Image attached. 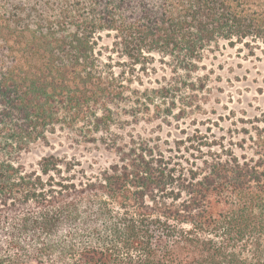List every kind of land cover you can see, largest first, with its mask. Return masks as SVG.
I'll use <instances>...</instances> for the list:
<instances>
[{
	"label": "trees",
	"instance_id": "16d2710c",
	"mask_svg": "<svg viewBox=\"0 0 264 264\" xmlns=\"http://www.w3.org/2000/svg\"><path fill=\"white\" fill-rule=\"evenodd\" d=\"M55 8L0 0V264H264V129L251 155L209 153L183 165L117 141L105 144L118 160L90 174L54 155L34 171L18 162L59 132L104 144L122 115L141 113L123 111L127 104L172 116L170 89L131 91L125 75L158 55L184 74L188 91L200 90L193 75L209 48L264 43V0H60ZM102 32L114 34L111 52L128 72L101 59Z\"/></svg>",
	"mask_w": 264,
	"mask_h": 264
},
{
	"label": "rangeland",
	"instance_id": "374dc122",
	"mask_svg": "<svg viewBox=\"0 0 264 264\" xmlns=\"http://www.w3.org/2000/svg\"><path fill=\"white\" fill-rule=\"evenodd\" d=\"M39 1L41 5L48 3L53 12L60 2ZM113 35L98 34L97 52L105 62L113 61L116 73L124 69L128 72L127 63L125 66L119 64L126 60L111 52ZM249 43V46L231 45L228 41H220L209 48L204 53L200 71L193 75L200 89L194 92L183 85L184 74H176L169 59L153 55L147 65L138 66L133 75H125L130 79L127 86L140 93L163 87L170 89V95L176 99L172 116H162V111L158 113L152 105L148 111L146 107L127 104L129 108L123 106V111H131L133 107L134 113L138 109L141 113H137V117L122 115L121 122L113 126L112 135L106 137L104 144L78 145L69 141L66 133L59 132L51 137L50 146L39 143L23 153L18 162L28 171H34L39 169L42 158L54 155L81 163L82 167L76 170L85 169L90 174L91 169L107 168L118 160L116 153L107 146L114 141L126 147L139 144L182 165L186 160L194 161L209 153L241 155L246 151L251 155L253 141L264 129V43ZM198 78H203L202 84ZM172 101L169 98L168 104L161 109L171 108ZM155 103L160 104V101L155 100Z\"/></svg>",
	"mask_w": 264,
	"mask_h": 264
}]
</instances>
